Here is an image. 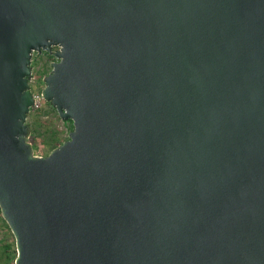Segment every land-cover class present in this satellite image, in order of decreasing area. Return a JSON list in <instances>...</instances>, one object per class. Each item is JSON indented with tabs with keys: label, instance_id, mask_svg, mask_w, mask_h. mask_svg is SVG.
<instances>
[{
	"label": "water",
	"instance_id": "water-1",
	"mask_svg": "<svg viewBox=\"0 0 264 264\" xmlns=\"http://www.w3.org/2000/svg\"><path fill=\"white\" fill-rule=\"evenodd\" d=\"M0 212L14 264H264V0H0Z\"/></svg>",
	"mask_w": 264,
	"mask_h": 264
},
{
	"label": "rangeland",
	"instance_id": "rangeland-1",
	"mask_svg": "<svg viewBox=\"0 0 264 264\" xmlns=\"http://www.w3.org/2000/svg\"><path fill=\"white\" fill-rule=\"evenodd\" d=\"M55 61V57L46 52H34L31 58L30 90L39 97V100L37 107L30 109L26 123L30 127L29 136L33 138L34 156H47L54 148L68 140L73 129V125L63 121L56 109L41 95L45 85L43 78L50 73L52 63ZM6 225L0 212V264H14L15 241Z\"/></svg>",
	"mask_w": 264,
	"mask_h": 264
},
{
	"label": "built area",
	"instance_id": "built-area-1",
	"mask_svg": "<svg viewBox=\"0 0 264 264\" xmlns=\"http://www.w3.org/2000/svg\"><path fill=\"white\" fill-rule=\"evenodd\" d=\"M59 47L58 46H53L52 47V51L53 52H57V51H59ZM34 53V52H33ZM33 55V54H32ZM56 59V58H55ZM30 80H31V77H30V79H29V87H30ZM30 92L32 93V96H33V99H34V104L30 107V109H33V108H36L37 107V104H38V100H39V97L36 95V94H34L31 90H30Z\"/></svg>",
	"mask_w": 264,
	"mask_h": 264
},
{
	"label": "trees",
	"instance_id": "trees-1",
	"mask_svg": "<svg viewBox=\"0 0 264 264\" xmlns=\"http://www.w3.org/2000/svg\"><path fill=\"white\" fill-rule=\"evenodd\" d=\"M67 122H69L71 125H72V121L71 120H69V121H67ZM73 128V127H72ZM29 144H31V146L33 147V138H30V136H29V141H27ZM7 226V225H6ZM7 228H8V226H7ZM9 229V228H8Z\"/></svg>",
	"mask_w": 264,
	"mask_h": 264
}]
</instances>
